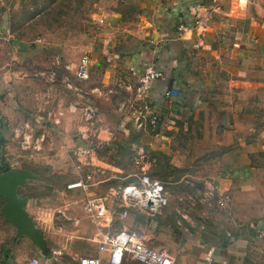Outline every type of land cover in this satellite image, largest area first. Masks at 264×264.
<instances>
[{"label": "rangeland", "instance_id": "374dc122", "mask_svg": "<svg viewBox=\"0 0 264 264\" xmlns=\"http://www.w3.org/2000/svg\"><path fill=\"white\" fill-rule=\"evenodd\" d=\"M252 4L244 24L247 29L255 26L259 35L264 33V0ZM140 6V0H0V153L9 167L35 174L36 179L20 193L53 211L71 199L66 192L68 182L82 173L91 172L97 183L104 180L120 190L138 183L142 173L162 181L169 198L164 208L157 213L142 208V216L128 202L117 211L116 224L136 232L149 246L167 250L176 264H185L182 255L187 240L177 236L178 228H197L213 211L224 213L229 205H216L211 192L219 198L227 191L208 182L212 181V162L198 153L214 143L209 138L210 142H197V126L169 134L137 122L144 101L128 88L137 84L136 78L126 60H116L111 49L122 42L118 33L123 39L124 34L149 39ZM83 55L90 59L86 80L76 76ZM253 88L259 90L258 82ZM248 95L249 106L254 103V124L262 129L264 92L253 93L249 87ZM239 96L243 100L247 94ZM88 108L93 110L92 118L86 114ZM163 133L173 140L164 152L169 154L160 156L156 153L163 152L153 149L152 138ZM76 153H84L80 158L85 165L79 170ZM94 188L97 197L109 193L105 184ZM6 205V197L0 195V264H29L39 254L38 245L22 238L14 241L15 228L6 222ZM59 215L55 213L54 221L66 231L73 232L74 227V232L80 231L73 238L46 235L42 249L56 248L64 239L75 249L52 264H78L81 256L96 254L101 239L111 236L104 217L96 222L84 217L75 225ZM125 264L140 263L129 257Z\"/></svg>", "mask_w": 264, "mask_h": 264}, {"label": "crops", "instance_id": "0c3cea01", "mask_svg": "<svg viewBox=\"0 0 264 264\" xmlns=\"http://www.w3.org/2000/svg\"><path fill=\"white\" fill-rule=\"evenodd\" d=\"M255 2L140 0V11L146 16L151 36L143 39L124 34L123 39L118 33L122 42L111 49L113 57L125 59L128 71L133 66L138 77L150 66L163 73L162 78L151 81L144 99L148 111L160 115L161 131L170 134L197 126L200 130L197 142L211 140L214 143L198 154L204 161L212 162V181L208 182L219 191H227L231 202L224 213L213 211L197 228H178L177 236L187 240L183 258L180 257L185 264H264V128H256L254 103L250 107L247 101L249 87L253 93L264 92V33L258 35L255 26L247 29L244 24V15L250 5L254 8L252 3ZM136 75L133 76L137 78ZM256 82L259 90L253 88ZM243 86L246 89L240 91ZM240 93H246V99L241 100ZM140 123L144 126L146 119H141ZM152 139L153 149L163 152L156 154H169L164 152L169 151L172 137L163 133ZM76 154L79 170L85 163L80 154ZM19 169L32 174L18 186V196L25 200V209L44 240L53 233L73 238L80 231L74 232L75 227L73 232L66 231L54 221L55 213L75 225H80L84 217L96 222L98 218L93 219L86 211L88 201L96 198H102L108 205L109 213L103 222L111 236L126 229L116 224L117 211L127 204L120 187L100 181L109 193L97 197L94 187L100 183L92 179L91 172L82 173L68 182L69 185L82 181V186H67L71 199L53 211L49 206L40 205L38 199L20 193L21 188L36 177L26 168ZM133 207L138 214L145 212L135 204ZM152 218L148 217V223L153 222ZM6 222L15 228L16 243L17 238H22L38 245L39 254L33 258L41 262L52 264L53 251L63 255H72L75 251L69 239H64L56 248L42 249V245L21 231L15 221L8 217ZM150 243L155 245L154 240ZM102 256L106 264L108 255L102 253Z\"/></svg>", "mask_w": 264, "mask_h": 264}, {"label": "built area", "instance_id": "2783aa9c", "mask_svg": "<svg viewBox=\"0 0 264 264\" xmlns=\"http://www.w3.org/2000/svg\"><path fill=\"white\" fill-rule=\"evenodd\" d=\"M180 29L184 30L185 27L180 26ZM130 71L133 75H136L133 66L130 67ZM76 76L81 80H86L90 77V59L88 55H83L80 58L76 67ZM136 77L137 84L135 86L128 85V88L132 89L136 96L144 101L149 91L151 81L162 78L163 73L150 66L143 75L139 77L136 75ZM166 96L169 97L170 93L167 92ZM86 114L88 118H92L93 110L88 108ZM144 118L146 119L147 125H149L152 130H156L160 127V115L149 112L145 104L144 110L140 111L138 119ZM78 154L81 155L84 153ZM136 162L140 163L138 159ZM79 186H82V181H74L68 185L69 188ZM121 194L127 201V204L128 202L134 203L150 213L159 212L169 201L165 184L158 179L152 178L147 173H142L140 175L138 183L128 184L123 187L121 189ZM211 194L214 195L216 205L228 206L231 202V196L228 193L222 194L219 198H217L214 191H212ZM86 211L95 219L106 216L109 213V208L102 198H96L88 201ZM122 214L126 215L127 210H124ZM53 252L54 259L62 255L61 252ZM102 253L108 255L106 264H125L129 257L138 261L140 264H176L174 256L167 250L149 246L136 232L128 229H122L112 236H106L101 239L99 241L98 254L93 256H81L78 259V264H103ZM29 264H48V262H41L37 258H32Z\"/></svg>", "mask_w": 264, "mask_h": 264}, {"label": "water", "instance_id": "95a60500", "mask_svg": "<svg viewBox=\"0 0 264 264\" xmlns=\"http://www.w3.org/2000/svg\"><path fill=\"white\" fill-rule=\"evenodd\" d=\"M149 110V107H146ZM140 124L141 119H137ZM32 174L24 169H10L0 174V195L7 199L6 212L8 217L15 221L18 228L39 242H44L40 230L29 217L25 209V200L18 196V186L23 184Z\"/></svg>", "mask_w": 264, "mask_h": 264}, {"label": "trees", "instance_id": "16d2710c", "mask_svg": "<svg viewBox=\"0 0 264 264\" xmlns=\"http://www.w3.org/2000/svg\"><path fill=\"white\" fill-rule=\"evenodd\" d=\"M2 140H3V135L1 134L0 141H2ZM0 159L4 162V163H2L1 168H0V174H1V173H4V172L10 170L11 167H9V165L5 162V158L3 157V155L1 153H0Z\"/></svg>", "mask_w": 264, "mask_h": 264}]
</instances>
